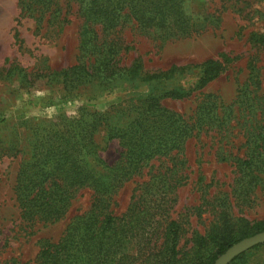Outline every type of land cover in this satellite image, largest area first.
I'll return each mask as SVG.
<instances>
[{
	"label": "trees",
	"instance_id": "trees-1",
	"mask_svg": "<svg viewBox=\"0 0 264 264\" xmlns=\"http://www.w3.org/2000/svg\"><path fill=\"white\" fill-rule=\"evenodd\" d=\"M71 1L77 3L84 23L77 62L56 72L62 82L75 89L93 82L110 85L130 77L150 84L152 91L127 104L111 106L112 111L93 110L89 117L76 119L73 129L36 130L27 151L14 142L4 149L22 154L15 196L21 218L29 224L62 219L84 187L95 193L91 208L71 220L59 242H44L38 264H213L234 243L263 231L264 219L251 223L235 216L230 195L224 194L218 204L217 220L205 234L194 232L192 245L184 250L181 239L186 228L170 215L177 164L153 174L141 193L133 195L122 215L109 209L127 179L155 158L182 153L195 129L214 128L222 133L227 142L220 147L218 157L232 161L239 170L234 193L247 197L264 178V101L257 90L247 85L231 104L216 95H207L195 111L194 124H189L180 112L164 106L161 100L189 96L194 89L216 79L229 60L226 55L153 73H143L139 60L129 68L117 65L122 48L109 37L119 28L131 25L143 34L167 41L219 24L220 19L212 14L190 10V0ZM57 2L20 0L23 11L32 16L36 13L38 27L47 13L55 17ZM256 40L264 46V35H256ZM191 67L199 68L193 88L167 85L174 74ZM99 131L104 132L101 136L105 146L117 139L122 147L113 164L100 156ZM238 136L241 141L234 150L236 144L231 140ZM263 244L238 255L229 264H246L251 251Z\"/></svg>",
	"mask_w": 264,
	"mask_h": 264
},
{
	"label": "rangeland",
	"instance_id": "rangeland-1",
	"mask_svg": "<svg viewBox=\"0 0 264 264\" xmlns=\"http://www.w3.org/2000/svg\"><path fill=\"white\" fill-rule=\"evenodd\" d=\"M189 4L195 13L204 11L219 18V24L167 41L143 34L131 25L119 28L109 37L122 48L117 65L129 68L139 60L143 73H153L226 55L229 60L216 79L194 89L189 96L161 100L164 106L180 112L189 124H194L195 111L207 95H216L220 101L231 104L247 85L250 90H257L264 101V46L256 40V35H264V0H190ZM54 13V18L47 13L38 27L36 13L32 16L23 11L20 0H0V264H38L44 242H59L71 220L86 213L95 199L94 190L84 187L59 221H23L15 196L22 154L4 149L14 142L27 151L36 130L73 129L76 119L89 117L93 110L112 111L111 106L127 104L152 91L150 84L130 77L110 85L93 82L75 89L66 86L56 72L77 62L84 22L77 3L71 0H58ZM198 73V67L179 71L167 80V85L191 89ZM103 133L99 131L97 135L102 146L100 156L113 164L122 147L117 139L105 146ZM231 141L237 150L240 136ZM226 142L217 129H195L182 153L155 158L127 179L109 209L122 215L133 195L141 193L153 174L177 164L175 201L170 215L186 228L181 239L184 250L192 245L194 232L205 234L217 220L218 204L224 194L230 195L235 216L251 223L264 219V178L247 197L234 193L239 170L232 161L218 157ZM246 264H264V244L251 251Z\"/></svg>",
	"mask_w": 264,
	"mask_h": 264
},
{
	"label": "water",
	"instance_id": "water-1",
	"mask_svg": "<svg viewBox=\"0 0 264 264\" xmlns=\"http://www.w3.org/2000/svg\"><path fill=\"white\" fill-rule=\"evenodd\" d=\"M262 243H264V230L234 243L224 253L220 254L213 264H229L238 255Z\"/></svg>",
	"mask_w": 264,
	"mask_h": 264
}]
</instances>
